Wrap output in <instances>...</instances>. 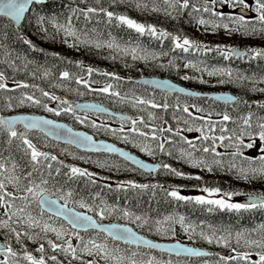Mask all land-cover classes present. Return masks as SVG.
<instances>
[{
    "label": "snow or ice",
    "instance_id": "snow-or-ice-1",
    "mask_svg": "<svg viewBox=\"0 0 264 264\" xmlns=\"http://www.w3.org/2000/svg\"><path fill=\"white\" fill-rule=\"evenodd\" d=\"M46 0H0V18L8 25L21 26L22 21L35 26L44 38L56 40L69 49L80 51L107 50L105 59L113 61L130 58L161 69L178 68L175 60L160 63L168 52L152 51L140 43L122 42L104 28H120L135 33L137 37L147 36L161 45L171 44L169 51L183 53L217 52L225 59L232 57L264 59V48L247 47L241 49L230 45L210 47L191 39L181 32H171L156 24L144 23L117 7L125 5L141 13L162 15L173 21L182 18L197 30L217 32L223 30L229 36L239 34L250 38L264 36V0H71L67 5L68 14L61 21L56 16L42 13L32 15V7L44 5ZM83 5V6H81ZM224 7L232 12H225ZM250 13L252 15H250ZM28 14V15H26ZM83 18L84 27H77L74 21ZM91 25V26H89ZM4 24L0 23V30ZM51 29V31H50ZM6 37L7 32H0ZM23 44L35 50L30 39L17 35ZM57 59L74 64L79 70L54 73L50 68L37 66L28 71L32 61L16 54L0 40V113L30 107L42 109L54 117L71 116L73 120L95 129L97 133L111 135L124 143L139 149L148 156H167L190 167L207 173H224L237 181L252 183L264 181V115L253 110L264 111V102L249 103L236 95H211V102H223L226 106L216 111L211 106L201 107L195 103L181 102L180 94L186 97H201L206 94L188 91L169 80H133L115 72L102 71L85 65L82 61H71L53 53ZM125 66L128 67L127 63ZM186 69L207 72L208 76H218V83L249 82L252 91L264 93V87L256 86V79L237 74L228 68H201L192 61L183 65ZM24 71L33 81H48L54 89L75 84L68 88L78 96L92 93L106 97L112 103L128 104L135 109V115L111 112L97 103H74L46 90L37 83L15 79L7 70ZM99 76L103 81L94 77ZM188 75L183 80L194 79ZM200 83H207L202 77ZM264 84V79L259 80ZM126 84L132 85L124 90ZM143 88L139 92L136 88ZM148 87L152 91H148ZM83 88L84 91L80 89ZM156 89L164 92L161 100L156 99ZM177 94L175 102L167 99V94ZM55 102L56 106H50ZM241 105L243 110H239ZM171 115V121L164 114ZM235 113V115H233ZM106 114L118 122V127L110 123H97L93 115ZM195 133L196 135H189ZM75 145L86 152L117 154L125 162L153 174L163 172L176 177L203 180L201 175H187L170 163H146L124 148L113 143L97 140L85 131L74 130L57 119L35 114H0V264H180L181 256L208 257L215 255V264H264V223L251 229L233 230L208 226L197 233L196 227L186 225L182 215H168L162 219H151L127 208L110 206L98 196L79 197L68 186L69 181L87 178L96 184L97 174L88 169L67 164L61 155L71 154L60 143ZM255 149L256 155H249ZM90 162V157H75ZM98 167H108V163L96 161ZM111 167H117L112 164ZM106 179V178H103ZM107 186V185H105ZM120 188L161 189L175 201L194 202L214 209L228 211L264 210V192L228 191L221 187H202L206 193L199 196H184L175 186L165 189L163 185L138 184L126 181ZM234 196H247V202H233ZM216 197V198H212ZM71 205V206H70ZM111 216H117L126 223H105ZM183 228L188 240L197 235L208 244H215L224 253H210L191 247L176 239V225ZM155 232L164 243L148 238L136 228ZM159 253L160 255H157ZM164 254L167 259L163 258ZM208 264V262H205Z\"/></svg>",
    "mask_w": 264,
    "mask_h": 264
},
{
    "label": "trees",
    "instance_id": "trees-1",
    "mask_svg": "<svg viewBox=\"0 0 264 264\" xmlns=\"http://www.w3.org/2000/svg\"><path fill=\"white\" fill-rule=\"evenodd\" d=\"M71 0H47L44 5H35L32 7V15L34 16L36 13H42L48 16H56L61 21H63L64 17L68 14L67 5H69ZM83 6V5H81ZM105 6H107V0H105ZM226 9L228 7H225ZM231 10V8H228ZM120 12H125L132 16L133 18L138 19L144 23H152L156 24L158 27H163L171 32H181L183 35H187L191 39L197 40L199 42H203L204 44L209 45L210 47H215L216 45H230L239 48H247V47H256V48H264V36H255L250 38L242 37L241 35L233 36L231 35L228 38H225L220 30L213 32H205L201 35H196L197 29L192 27L189 23L186 22V19L182 18L178 21H173L168 18H165L162 15L152 14V13H141L134 8H129L125 5H120L116 9ZM77 27H84L85 23L83 18L78 21H74ZM0 23L4 24V29L0 30L6 31L7 36H0V40L8 47V49L12 52L13 56L16 54H20L23 57H26L28 60L32 61L29 65L28 71L35 70L37 66L50 68L54 73L63 70H69L72 72L79 71L74 64H68L62 62L60 59H57L53 56V53H58L60 57L66 58L71 61H82L85 65H90L93 67H97L102 71H110L115 72L118 75L128 78L131 77L133 80L135 78L143 76V75H160L170 77L174 81L180 82L184 85L195 89L201 90H226L233 92L236 96L242 97L244 100L249 103L253 102H264V93L258 91H252V84L249 82L241 83L239 81L234 83H225L220 84L218 80L220 77L218 76H208L207 72H197L194 69H186L183 67L185 63L188 61H192L197 64L201 68H207L209 71L213 68H228L233 71L234 77L239 74L245 77L255 78L257 83V87H264V84L259 83V80L264 79V59H248V58H236L232 57L229 59H225L219 53L213 52H197L191 51L188 54L180 52L177 50L176 52H171L169 49L171 48V44L168 41H164L161 45L158 41L153 38L142 36L137 37L135 33L129 32L126 29L120 28H112L105 29L103 24L99 25L101 31H111L112 35L117 37L122 42L130 41L131 43H140L145 48L149 50L160 52H168V55L162 56L160 58V63H167L169 60H175L178 68L172 69H161L155 67L153 64H146L142 61L133 62L130 58H126V60L117 59L115 61L111 59H105L104 57L108 55L107 50L102 51H88L85 49H81L80 51H76L73 49H69L66 45H63L59 41V37L56 40H52L50 38H44L37 31L35 26H29L28 22H23L20 29H17L14 24L11 26L8 25L7 21L3 18H0ZM91 26V25H89ZM51 31V29H50ZM17 35H23L27 39H30L32 43L36 46V49H31L28 45L22 43V41L17 39ZM127 63L128 67L125 66ZM0 70H3V66L0 65ZM10 74V84H11V75L15 76L17 80H24L29 83H37L40 84L41 87H44L46 90L53 91L56 95L64 97L71 102L81 101V100H94L101 103H105L106 105L113 107L114 109L121 110L131 115H135V109H133L128 104H120V103H112L106 97L98 96L92 93H86L83 96H78L74 92H69L68 88H76L79 87L75 84L66 85V87H57L52 88L48 81H33L30 76L27 75L26 72L20 71L16 73H12L11 70H7ZM188 75L190 77H195L190 80L181 79L182 76ZM203 78L207 81V83H200V78ZM97 80L103 81L102 77L96 76L94 77ZM132 85L126 84L124 86V90H128ZM136 88L139 92L143 91L140 85H137ZM84 91L83 88L80 89ZM148 91L151 92L152 88L148 87ZM164 92L156 89V99L159 101L162 97H164ZM177 94L169 93L167 94V99L170 102H175ZM181 102L187 103H195L201 107L208 108L211 106L216 111H222L226 106L223 102H211L206 97H186L180 94ZM52 103V102H50ZM244 106L241 105L239 110H243ZM253 110L257 111L259 114L264 115V111L255 108V104H253ZM15 112H31V113H45L52 117H54L50 113L44 112L42 109L23 107L15 109L11 113ZM9 113L5 111L0 114ZM235 115V113H233ZM165 118L171 121V115L164 114ZM189 135H196L195 133H191ZM67 146H58L56 152L58 153V149H61ZM69 152V151H68ZM71 154L61 155L60 158L65 161L67 164H72L70 162V158L73 155H77L76 153L69 152ZM80 153V152H79ZM249 155H256L255 149L249 150ZM88 158L90 157V162H88V166L85 169H88L91 172L97 174L96 184H91L87 178H79L73 181L68 182V186L75 190L79 197L89 198L93 196H98L97 202L102 200L104 203L110 206H115L119 208H127L132 210L140 215H145L150 217L151 219H162L168 215H182L185 217L186 225L191 224L193 227H196L197 233L203 228L205 231H208V226H212L214 228H228L233 230H243V229H251L253 227L258 226L260 223H264V210H250V211H228V210H220L214 209L213 211H208V206L195 204L194 202H185V201H175L172 198L168 197L166 193L157 188V189H135V188H120L119 184L121 182L126 181H135L138 184H161L165 189H168L170 186L177 187L181 194L184 196H199L205 195L201 191L202 187H221L224 190L228 191H241V192H264V181H255L252 183H245L243 181H237L233 176L227 175L224 173H207L200 172L197 169L190 167L189 165L183 164L177 160H173L167 156L158 155L154 157L158 161H163L170 163L173 167H176L180 171L184 172L187 175H201L203 176V180L197 181L194 179H186L181 177H176L172 175H167L163 172L148 174L143 172L142 170H134L135 167L132 166V169L126 162L117 158L113 155H86ZM100 158V160H99ZM109 166L115 164L117 166H123V169L120 171H112L114 167H110L109 169L105 167H98L96 161H101V159H106ZM127 167V168H126ZM105 168V169H104ZM103 169V170H101ZM130 172H134L131 174ZM106 178V179H103ZM107 185V186H105ZM239 198H243L244 196H234ZM233 197V198H234ZM216 198V197H212ZM235 202L234 200H232ZM105 221H115L126 223L125 220L119 218L117 216L108 217ZM136 228L135 225H131ZM177 231L176 239H183L185 242L190 243L194 246L208 249L211 253H224L225 250L221 247H218L215 244H208L197 235L193 240H188L183 232V228H181L178 224L175 226ZM136 230L142 232L150 238H154L157 240H165L160 236L156 235L155 232H148L147 230H142L136 228ZM160 255L159 253H156ZM165 259H167V255L164 254ZM174 260L178 259L180 264H215L216 256L210 255L208 257H173Z\"/></svg>",
    "mask_w": 264,
    "mask_h": 264
},
{
    "label": "water",
    "instance_id": "water-1",
    "mask_svg": "<svg viewBox=\"0 0 264 264\" xmlns=\"http://www.w3.org/2000/svg\"><path fill=\"white\" fill-rule=\"evenodd\" d=\"M27 15V14H26ZM22 23H23V21H22ZM22 23H21V25H22ZM16 26V25H15ZM20 27L21 26H16V28H18V29H20ZM142 78H146V79H150V80H153V79H155V80H169V81H171L172 83H174V84H176L178 87H183V88H185L186 90H188V91H194V92H200V91H196V90H193V89H191V88H187V87H185V86H183V85H181V84H179V83H177V82H175V81H173V80H171V79H169V78H161V77H142ZM141 78H139L138 80H140ZM200 93H203V94H206L205 96H211V95H222V94H226V95H234V94H232L231 92H227V91H220V92H200ZM80 104H83V103H97V102H93V101H85V102H79ZM97 104H100V103H97ZM104 106V105H103ZM105 107V106H104ZM109 109V111H111V112H114L113 110H111L110 108H108ZM117 113H122V112H117ZM18 114H24V113H18ZM25 114H31V113H25ZM35 115H43V116H45V117H47V118H50L49 116H46L45 114H35ZM51 119H53V118H51ZM59 121V120H58ZM59 122H62V121H59ZM62 123H66V122H62ZM67 124V123H66ZM69 125V124H68ZM70 126V125H69ZM71 127V126H70ZM75 130V129H74ZM78 131H84V130H78ZM85 132H87V131H85ZM88 133V132H87ZM88 134H90V133H88ZM90 135H92V134H90ZM105 142H107V143H113V142H110V141H107V140H104ZM113 144H115V143H113ZM117 147H120V146H118L117 144H115ZM121 148H124V147H121ZM124 150L125 151H129L128 149H126V148H124ZM130 153H132L131 151H129ZM133 155H135L134 153H132ZM137 156V155H136ZM137 158L138 159H141L139 156H137ZM145 161V160H144ZM146 163H153V162H149V161H145ZM247 200H248V197L247 196H244V198H243V202H247ZM105 223H116V222H105ZM149 238V237H148ZM151 239V238H150ZM157 241V240H156ZM158 242H164V243H170V242H173V241H158ZM182 242V241H181ZM182 243H185V242H182ZM185 244H187V245H189V246H191V247H195L194 245H192V244H188V243H185ZM195 248H199V247H195ZM199 249H202V250H205V249H203V248H199ZM205 251H207V250H205ZM207 252H209V251H207Z\"/></svg>",
    "mask_w": 264,
    "mask_h": 264
},
{
    "label": "rangeland",
    "instance_id": "rangeland-1",
    "mask_svg": "<svg viewBox=\"0 0 264 264\" xmlns=\"http://www.w3.org/2000/svg\"><path fill=\"white\" fill-rule=\"evenodd\" d=\"M220 32H221V34L225 37V38H228V37H230L227 33H225L222 29L220 30ZM196 33V35H201L202 33H203V31L202 30H197V32H195ZM205 33V32H204ZM237 35H239V34H234L233 36H237ZM55 102H53V104H54ZM66 119H67V116H64ZM68 118L69 119H73L71 116H68ZM92 118L93 119H96L97 120V123L99 122V123H105V119L103 118V117H99L98 115H93L92 116ZM118 127V126H117ZM75 157H78V156H75ZM146 157L147 158H149L150 160H153L154 158L153 157H151V156H147L146 155ZM73 158V160H71L72 161V165H75V166H78V167H81V168H86V166H88V162H86L85 160H81V159H76V158H74V156L72 157ZM131 174H134V172H131ZM232 200H234L235 202H242V198H237V197H234V198H232ZM180 240H182V241H185V240H183V239H180Z\"/></svg>",
    "mask_w": 264,
    "mask_h": 264
},
{
    "label": "flooded vegetation",
    "instance_id": "flooded-vegetation-1",
    "mask_svg": "<svg viewBox=\"0 0 264 264\" xmlns=\"http://www.w3.org/2000/svg\"><path fill=\"white\" fill-rule=\"evenodd\" d=\"M222 10L225 11V12H232V11H233L232 9H231V10H229L228 8L226 9L225 7H224ZM54 106H56V105H54ZM98 116H99V115H98ZM99 117H102V116H99ZM60 118L66 120V118H65L63 115H62ZM103 118L105 119V122L110 123L112 127H117V126H118V122H115V121H113V120H111V119H107V118H105V117H103ZM98 123H99V122H98ZM94 134H95L96 138H98V139H109V140H114V141L120 142V141H119L118 139H116L115 137H113V136H111V135H108V134H105V133H102V132L97 133L96 130L94 131ZM122 145H124L125 147L130 148V149L133 150L135 153H137V154H139V155L145 157V153L140 152L139 149H137V148H133L131 145H125L124 143H122Z\"/></svg>",
    "mask_w": 264,
    "mask_h": 264
}]
</instances>
